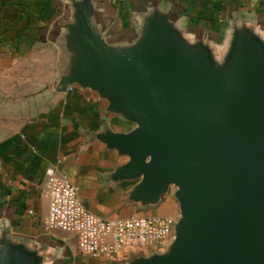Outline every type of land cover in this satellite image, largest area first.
<instances>
[{
    "label": "water",
    "instance_id": "1",
    "mask_svg": "<svg viewBox=\"0 0 264 264\" xmlns=\"http://www.w3.org/2000/svg\"><path fill=\"white\" fill-rule=\"evenodd\" d=\"M95 0H70L57 37L63 66L53 89L89 90L107 114L133 125L96 140L127 161L128 203L177 202L162 252L123 264H264V31L233 21L221 46L190 37L159 6L128 41H112ZM27 240L0 234V264H45Z\"/></svg>",
    "mask_w": 264,
    "mask_h": 264
},
{
    "label": "crops",
    "instance_id": "2",
    "mask_svg": "<svg viewBox=\"0 0 264 264\" xmlns=\"http://www.w3.org/2000/svg\"><path fill=\"white\" fill-rule=\"evenodd\" d=\"M97 21L112 41H128L140 16L159 6L177 19L190 37L215 46L238 19L264 31V0H95ZM70 0H0V234L27 240L44 252L45 264H123L126 251L113 258L92 257L77 247V236L49 230V200L43 193L47 171L55 167L77 188L83 207L115 220L175 217L172 191L153 207L128 203L132 182H114L111 174L127 158L108 150L95 136L105 127L128 132L133 125L105 113V103L89 90L72 87L57 93L53 84L63 58L57 44ZM36 85V86H34ZM2 103V104H1ZM3 127H9L2 129Z\"/></svg>",
    "mask_w": 264,
    "mask_h": 264
},
{
    "label": "built area",
    "instance_id": "3",
    "mask_svg": "<svg viewBox=\"0 0 264 264\" xmlns=\"http://www.w3.org/2000/svg\"><path fill=\"white\" fill-rule=\"evenodd\" d=\"M43 193L49 200L45 227L75 234L83 254L113 258L126 251L162 252L173 239L176 216L97 217L83 207L77 188L55 167L47 171Z\"/></svg>",
    "mask_w": 264,
    "mask_h": 264
},
{
    "label": "rangeland",
    "instance_id": "4",
    "mask_svg": "<svg viewBox=\"0 0 264 264\" xmlns=\"http://www.w3.org/2000/svg\"><path fill=\"white\" fill-rule=\"evenodd\" d=\"M34 86H36V85H34ZM5 114H7V112H0V120H2L3 123H7V120L4 119V117L5 118L7 117ZM6 128H9V127H3L2 129H6ZM0 129H1V127H0Z\"/></svg>",
    "mask_w": 264,
    "mask_h": 264
}]
</instances>
